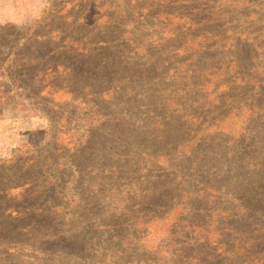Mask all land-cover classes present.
<instances>
[{"label":"trees","instance_id":"16d2710c","mask_svg":"<svg viewBox=\"0 0 264 264\" xmlns=\"http://www.w3.org/2000/svg\"><path fill=\"white\" fill-rule=\"evenodd\" d=\"M135 1L138 5V0ZM153 1L146 2L147 7L127 5L125 9L130 0H81L77 4L64 0L66 4H53L61 13L57 18L43 19L15 44L11 41L9 24H0V47L13 44L14 48L23 41L18 52L11 49L3 59L4 63L8 61L12 67L21 69L20 78L15 77L13 84L23 88V82H27L26 87L36 97L56 105L60 93L67 96V101L84 99V94L77 93L79 89L94 91L90 78L96 75L103 79L108 90L128 97L127 103L133 104L132 113L134 106L146 110L144 114L150 119L146 133H160L152 141L156 150L161 141L172 140L170 127L181 121V114L187 124L181 127L193 132L192 138L205 126L199 130L196 127L199 125L196 111L209 108L214 101L226 108L223 120L262 106L264 0H173L178 5L172 8L167 6L173 5L167 0ZM132 8L143 19H152L131 22L130 15L125 20L124 14ZM119 12L123 14H115ZM225 52L227 56L223 57ZM203 53L211 59V66L204 67L210 71L208 78L212 75L206 86L203 83L207 80L198 82L192 78L201 62L198 56ZM242 55L249 63L242 61ZM134 87H138L134 93L140 95H132ZM10 91H0V111L5 103L3 98H10ZM211 97L214 101L208 103ZM223 120L209 123V132L223 130L217 124ZM190 143V140L179 143L178 148ZM150 157L157 159L151 163L154 166L159 156L150 154ZM17 158L6 162L21 161L20 172L5 173V177L0 174V264H11L17 250L16 240L31 229L30 213L14 205L13 191L20 184L28 190L29 183L23 179L25 170L36 168L43 161L37 154ZM194 161L195 157L191 159V169ZM188 162L185 156L178 167L177 161L168 164L175 171L169 176V184L157 186L156 197L150 196L153 195L150 189L146 191V197L156 202L165 198L171 187L181 196L187 194L184 198L180 196L184 200L174 206L179 211L178 227L174 225L175 234L167 245L172 254L164 257L161 264H264V205L239 203L228 189L229 178L224 176L210 179L205 173L202 177L212 180L207 181L185 174L182 168ZM262 162L260 159L254 167L259 168ZM250 179H257L253 171L245 184ZM58 181L53 177L52 185ZM253 184L257 187L259 182ZM263 195L264 188L259 194L252 191L250 197L257 201ZM129 199L132 206L143 201L138 191L130 193ZM140 218L137 216L135 220Z\"/></svg>","mask_w":264,"mask_h":264},{"label":"rangeland","instance_id":"374dc122","mask_svg":"<svg viewBox=\"0 0 264 264\" xmlns=\"http://www.w3.org/2000/svg\"><path fill=\"white\" fill-rule=\"evenodd\" d=\"M70 1L77 4L81 0ZM151 1L138 0V5L147 7L146 2ZM130 2L123 8L138 6L135 0ZM166 2L173 4V0ZM64 3V0H0V24H9L8 31H12L11 41L15 44L43 19L57 18L61 13L53 4ZM135 13L134 8L128 9L125 20L130 15L131 22L152 19H143ZM90 18L91 15L89 21ZM22 44L23 41L14 48L13 44L0 47V91L11 90L10 98H3L5 103L0 111V174L5 177V173L21 171V161L6 162L15 157L37 154L43 161L36 168L25 170L23 179L29 183V189H22L20 184L13 191L14 205L30 213L31 229L16 240L17 250L11 264H161L164 257L172 254L167 245L175 234L174 225L178 227L179 211L174 206L184 199L174 187L166 190L164 201H153L152 197H146V191L150 189L153 192L150 196L156 197L157 186L171 182L169 176L175 169H169L168 164L177 161L178 167L185 156L189 161L182 168L185 174L207 181L224 176L229 178L228 189L239 203L264 205V195L257 201L250 197L252 191L259 194L264 188V102L259 108L244 111L240 117L231 115L223 120L226 108L211 97L208 103L214 102L209 108L195 110L198 130L205 125L201 132L191 138L193 132L181 127L187 126L181 114V121L170 127L172 140L161 141L156 150L152 141L160 133H146L150 121L144 114L146 110L134 106L132 113L133 104L127 103L128 97L108 90L107 84L96 75L90 78L94 91L79 89L77 94H84V99L67 101V96L60 93L56 105L36 97L26 87L27 82H23V88L16 87L13 79L20 78L21 69L12 67L8 61L4 63L3 59L9 52H18ZM223 55L227 56L226 52ZM198 58L201 62L192 78L198 82L207 80L203 83L206 86L212 75L208 78L210 71L204 67L211 66V59L206 53ZM242 58L249 63L243 55ZM137 90L134 87L131 94L140 95L134 93ZM217 120H223L217 123L223 130L209 132V123ZM188 140L190 144L178 148L179 143ZM150 154L159 156L154 166L151 163L157 159ZM163 154L166 158L160 159ZM193 157L195 165L191 169ZM260 159H263L261 166L255 168ZM252 171L257 179L245 184ZM205 173L210 179L202 177ZM53 177L55 181L59 179L54 185ZM254 181L259 182L257 187ZM133 191L140 193L143 199L140 205L132 206L129 194ZM185 196L186 193L181 197ZM137 216H141L138 221Z\"/></svg>","mask_w":264,"mask_h":264}]
</instances>
